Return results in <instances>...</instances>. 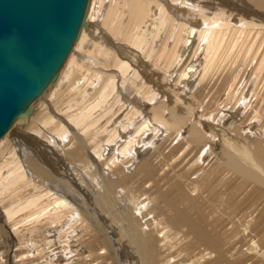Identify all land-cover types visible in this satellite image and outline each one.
Here are the masks:
<instances>
[{
    "label": "bare ground",
    "instance_id": "obj_1",
    "mask_svg": "<svg viewBox=\"0 0 264 264\" xmlns=\"http://www.w3.org/2000/svg\"><path fill=\"white\" fill-rule=\"evenodd\" d=\"M85 19L0 138V264H264V0Z\"/></svg>",
    "mask_w": 264,
    "mask_h": 264
},
{
    "label": "water",
    "instance_id": "obj_2",
    "mask_svg": "<svg viewBox=\"0 0 264 264\" xmlns=\"http://www.w3.org/2000/svg\"><path fill=\"white\" fill-rule=\"evenodd\" d=\"M90 0H0V138L26 120L86 23Z\"/></svg>",
    "mask_w": 264,
    "mask_h": 264
},
{
    "label": "rangeland",
    "instance_id": "obj_3",
    "mask_svg": "<svg viewBox=\"0 0 264 264\" xmlns=\"http://www.w3.org/2000/svg\"><path fill=\"white\" fill-rule=\"evenodd\" d=\"M186 16V15H185ZM186 17H188V16H186ZM230 124V121L229 122H227V126ZM220 150H221V145L218 143V145H217V152H220ZM142 151V152H141ZM140 151V155L138 156V158H136V161L134 162V165L132 166V167H130L131 168V171L133 172V171H135V167H137L145 158H148L149 156H150V151H147V153H145V152H143V150H141ZM211 163H213V162H211ZM136 165V166H135ZM134 167V168H133ZM235 185H236V183L234 184V183H232L229 187H231V189H235V191H236V188H238L239 186H237L236 185V187H235ZM235 188H234V187ZM229 189V188H228ZM231 191H233V190H228V196H229V200H232L233 201V196L235 195L234 194V192L235 191H233V193L231 192ZM232 193V194H231ZM229 203V202H228ZM263 224H261V226L260 227H258L259 229H262L263 227H262V225L264 226V218H263V222H262ZM111 224V223H110ZM119 224V223H118ZM116 226H119V225H116ZM115 226V227H116ZM118 228V227H117ZM116 229V228H115ZM120 229V228H119ZM117 231H119L118 229H116ZM2 249L3 250H5V247L3 246L2 247ZM76 250L78 249V248H75ZM3 252V251H2ZM131 253L133 254L134 252H133V250H131ZM86 255H88V253H86ZM230 259H232V258H230ZM9 260H10V262H11V264H18V262H17V258L16 257H10L9 258ZM79 262H83V263H85L86 261H85V257H83V258H77V263H79ZM108 264H109V261H108Z\"/></svg>",
    "mask_w": 264,
    "mask_h": 264
}]
</instances>
